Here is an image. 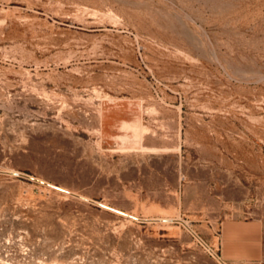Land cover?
<instances>
[{"label":"rangeland","instance_id":"374dc122","mask_svg":"<svg viewBox=\"0 0 264 264\" xmlns=\"http://www.w3.org/2000/svg\"><path fill=\"white\" fill-rule=\"evenodd\" d=\"M0 264H264V0H0Z\"/></svg>","mask_w":264,"mask_h":264},{"label":"bare ground","instance_id":"6f19581e","mask_svg":"<svg viewBox=\"0 0 264 264\" xmlns=\"http://www.w3.org/2000/svg\"><path fill=\"white\" fill-rule=\"evenodd\" d=\"M3 172V171H2ZM5 172V171H4ZM8 173V172H7ZM9 173H11V174H18L16 171H9ZM20 174V173H19ZM65 191V190H64ZM74 195V194H73ZM104 207H106V206H104ZM167 220V219H166ZM162 221V220H161ZM193 232V231H192ZM221 260V259H220Z\"/></svg>","mask_w":264,"mask_h":264}]
</instances>
